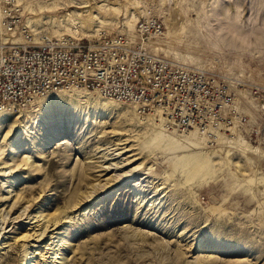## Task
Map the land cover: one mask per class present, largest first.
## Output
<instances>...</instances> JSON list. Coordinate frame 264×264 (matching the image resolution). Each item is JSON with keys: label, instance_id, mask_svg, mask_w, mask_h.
Returning a JSON list of instances; mask_svg holds the SVG:
<instances>
[{"label": "rangeland", "instance_id": "1", "mask_svg": "<svg viewBox=\"0 0 264 264\" xmlns=\"http://www.w3.org/2000/svg\"><path fill=\"white\" fill-rule=\"evenodd\" d=\"M74 1L81 0H22L24 14L19 13L17 23L25 17L36 33L50 35L51 24L43 23L42 16L66 14ZM95 1H114L121 7L100 12L110 22L98 28L109 31L135 30L123 24L131 11L137 18L148 13L159 17L164 25L160 52L224 82L228 94L236 92L241 110L250 123H256L258 133L251 135L242 120L230 138L212 134L209 141L199 134L207 139L190 152L207 155L209 164L194 168L175 163L174 156L183 151L167 149L174 146L167 139L161 141L162 147H140L149 139L150 122L159 120L153 113L142 116L133 105L102 97L95 90H88L89 102L77 100L83 114L73 124L79 127H61L52 140H47L42 125L34 123L19 137L23 142L13 156L14 141L0 132V240L7 244L0 250V264H22L26 241L19 236L39 231L46 219L43 255L32 263L264 264V0ZM173 10L179 25L168 35L165 17ZM75 24L74 34H65L81 36L82 25L79 29ZM1 37L5 36L0 30ZM72 90L50 93L68 100L75 93ZM34 100L12 108L31 109ZM105 103L109 109L103 107ZM138 132L143 136L134 137ZM163 132L172 133L165 126ZM119 137L128 138L119 144ZM122 145L127 149L122 156H134L132 165L141 162L125 181L139 182V190L122 188L103 201L87 197L92 183L104 177L99 175L104 152ZM14 177L15 190L3 198L4 185ZM149 193L155 196L143 201ZM55 225L59 226L52 229Z\"/></svg>", "mask_w": 264, "mask_h": 264}, {"label": "built area", "instance_id": "2", "mask_svg": "<svg viewBox=\"0 0 264 264\" xmlns=\"http://www.w3.org/2000/svg\"><path fill=\"white\" fill-rule=\"evenodd\" d=\"M13 3H3L10 27L21 16ZM134 32L99 30L92 39L61 35L38 43H0V107L24 105L36 96L80 86L134 103L141 112H156L167 128H197L209 141L215 129L233 136L242 120L251 135L258 133L236 92L228 94L224 82L151 47L164 32L159 17L148 13L138 18ZM261 110L264 113V105Z\"/></svg>", "mask_w": 264, "mask_h": 264}, {"label": "bare ground", "instance_id": "3", "mask_svg": "<svg viewBox=\"0 0 264 264\" xmlns=\"http://www.w3.org/2000/svg\"><path fill=\"white\" fill-rule=\"evenodd\" d=\"M4 1L5 0H0V30L5 37L0 38V43H4V42H7V43H27V42L38 43L40 41H43L45 38L52 37L53 36L52 34H55L56 36L66 35L67 37H72L75 39H78L80 37L90 36L88 38L92 39L98 35L99 30H107V31L110 30V29L104 28V27L98 28V26H100L102 24L106 25L110 22L109 19L103 18L102 15H100V12H102V11L106 12L108 10L109 11L120 10V8H121L114 1H106V2H102V3H97L95 0H81L79 2V4L76 3V1H74L75 4L72 5L73 8L71 9L70 12H68L66 14H63L60 16H56V15H48V16L43 15L42 16V18H44V19H42L43 23L47 22V23H49V25L51 24L50 27L52 30L51 31L52 34L49 33L50 35H48L46 33H40V32L36 33V30L34 29V27H32L29 23H27L25 21V17L23 18L24 21H22L21 23H15V24L11 25V27H10L9 23H8L9 19H7V13L4 11V8H3ZM131 1L135 2L133 0H131ZM131 1H128V2H131ZM13 6L15 8H17L18 10L20 9V13L24 14V7L22 5V0H14ZM18 6H20V7H18ZM123 7H122V9H124ZM126 10H128V9H126ZM142 12H144V11H142ZM173 12H175V11L173 10V11H171V13L169 12V15L165 17V20L167 22V28L168 29H166V30H168L167 31L168 35H172L175 32H177V26L179 25L178 21L176 23L177 19L174 20L175 14H173ZM176 18H177V16H176ZM38 19H40V18H38ZM137 19H138L137 14H133L131 11V14L128 15L123 20V24H124V26L128 27L129 29L130 28L135 29L136 23L134 25V22ZM73 23H76L75 26H73V27H78L79 23L82 25V26L79 25L82 30L78 27L82 33L81 36H78L80 33L76 36L71 35L70 33L65 34V32H67V31L72 32L71 28H72ZM20 24H21V26L23 25L22 27L27 26L28 29L26 31H24L22 29H18V27H20L19 26ZM79 29H74V31H76V33H77V31ZM130 33L135 35L134 30ZM163 36H164V32H163V35L154 39V41L151 44V47L153 49L160 51V47H158L159 46L158 44H159V39L162 38ZM70 88H73L72 91H74L75 93L71 94V97L68 100H65L66 97L64 98L62 95L52 94V93L48 92V93H46V94H48L47 96H44L46 94L43 95L44 97H41V95L36 96L39 98L34 97L33 99H31L30 101H28L24 104V106H27L29 103H31L36 98V100H34V103H32L31 109L24 108V109H21L19 111H14V109L12 107L16 106V105H13V104L7 105L5 107H0V132H1V136L4 139H7V140L10 139L11 142L14 141L13 148L11 149L12 150L11 154L13 156L17 153L18 149L20 148V146L23 142V141L21 142L19 137L21 136V134H23V132L29 131L27 128L31 129V127H33L34 123L36 125L37 124L42 125L44 127L43 133L47 132V140L48 139L52 140L58 129H60L61 127H64V126L66 127L67 125L71 126L74 123V121H77L79 119V117L83 114L81 111L82 109L77 108L76 104H77V100L79 101L80 98H81V100L83 98V101H85V102L90 101L92 92H90V91L88 92V90H95V91H97V93L100 96H102L98 92V90L95 88L87 89V88L80 87V86H75V87L70 86V87H64L63 89L64 90L65 89L70 90ZM63 89H59V90H63ZM59 90H56V91H59ZM56 91H51V92H56ZM102 97H105V96H102ZM106 98H111V99H114L115 101L122 102V101L117 100V99L112 98V97L107 96ZM124 103H129V102H124ZM129 104L133 105L135 107L136 111L140 115L144 116V115H148V114L153 113L152 114L153 117L159 119V120H154V121L150 122L151 126L149 127L150 130H148L150 132V135L148 137L149 139H148V141H145V142L143 141V143H140L141 144L140 147H149L151 149H153V148L155 149L156 147H162L161 141L163 139H167V140H169V143L174 144L173 147H171V146L166 147L167 149L168 148L169 149H177V150L179 149V151H183V153L180 152L179 154L174 156V158L177 157V159H178V161H175V163L180 162L184 165H193L194 168H197L198 166L200 167L201 165H203L205 163L209 164V161H207L208 160L207 155L200 154V152H194V153L190 152V149H192V148L201 147V144L204 143L207 138L205 136H200V135H207V134L199 131L197 128H191V129L187 130L186 132H180L175 128H167L163 124V117L158 116V114L156 112H148V111L141 112L138 109L137 105H135L134 103H129ZM105 105L106 106H103V107L105 109H109V106L106 103H105ZM24 106H20V107H24ZM17 114H18V116L20 114L22 116L24 115L23 119L18 120ZM138 122L141 123L140 120ZM20 123H22V124H20ZM142 123L144 124V122H142ZM145 125H146V123H145ZM35 126H34V128H35ZM73 126L76 128L79 127V126L77 127V125H74V124H73ZM164 126L167 130L172 131V133L173 132H180L182 135H186V136L190 132L192 134L190 133V135L188 134L190 137L182 139L179 137V135H175L172 133L171 134H165L163 132ZM192 131H194V132H192ZM139 132L137 133V135L134 134V137L135 136L136 137L137 136H143V134H139ZM43 133H42V135H43ZM214 133H215L214 136H216V137H219L220 135H222L223 137L226 136V138H230V136L225 135L219 129H215ZM238 136H240V134H238ZM207 137H208V135H207ZM127 138L128 137H126L124 139H127ZM34 139H35V137L33 134V136H31L29 138V140L34 141ZM124 139L119 137L118 143L119 144L124 143L125 142ZM122 140H124V141H122ZM125 147H126V145H122V146L118 147L119 149L114 148V150L112 152L109 150H107L109 152H104L105 153V160L101 164V168H99V171H100L99 175L101 177L102 176H104V177L100 178V179H98V181L92 183V185L90 187V191H89L90 194H88L87 197L93 196L94 198L96 197L95 199L97 201L98 200L103 201L106 197H109L110 195H112L113 193H116L117 191H119L122 188H124L130 192H133V193H136L137 190H139L138 189L139 188V184H138L139 182H137V181H135L134 183L133 182H125L128 179L127 177H129L132 174V172L135 171L136 168L141 164V162H140L139 164L137 163L136 165H132L134 163L133 161L135 159L134 156L131 157L132 153L128 154V155H123L124 157L122 156V154L127 151V149H124ZM252 149H254V147ZM29 158H30L29 156L26 159L24 158L25 162L27 160H29ZM3 172H6V170L3 169ZM17 180L18 179H16L14 177V179L8 180L9 184L4 185L7 187V190H6L7 195L1 194L3 196V198H8L9 197L8 194H10L12 191L15 190L14 186L18 183ZM156 190H157V188L155 187V189H153L152 191H156ZM154 196H155L154 193H149L147 196L143 197L142 199H143V201H145V200L148 201L151 198H153ZM6 213H7V211H6ZM27 216L30 217L29 215H27ZM48 221L49 220L46 219V221L43 222L44 226L39 231L38 230H34L32 232L27 231V232L23 233L21 236H19V238H18L19 240L26 241V242H24L25 244L23 243L25 249L23 248L24 249V254H23L24 258H23L22 264H37L38 263L37 261H35V263L34 262L32 263L31 260H35L34 258H37L38 255H40V256L43 255L42 251H41V249H42L41 242H43V240H42L43 235L45 234L47 229H49ZM57 222H58V220L55 221L54 223H51V224H57ZM58 226L59 225H55V227L52 229H55ZM5 246H7V244H5L4 242L2 243L0 240V250L3 249Z\"/></svg>", "mask_w": 264, "mask_h": 264}, {"label": "snow or ice", "instance_id": "4", "mask_svg": "<svg viewBox=\"0 0 264 264\" xmlns=\"http://www.w3.org/2000/svg\"><path fill=\"white\" fill-rule=\"evenodd\" d=\"M0 139H3V138H0Z\"/></svg>", "mask_w": 264, "mask_h": 264}]
</instances>
